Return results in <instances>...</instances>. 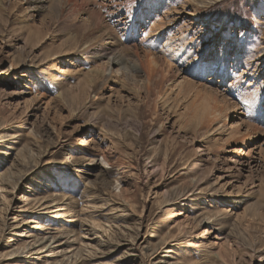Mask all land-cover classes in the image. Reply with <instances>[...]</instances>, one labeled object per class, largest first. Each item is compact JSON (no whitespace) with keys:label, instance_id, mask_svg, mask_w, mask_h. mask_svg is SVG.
Masks as SVG:
<instances>
[{"label":"rangeland","instance_id":"obj_1","mask_svg":"<svg viewBox=\"0 0 264 264\" xmlns=\"http://www.w3.org/2000/svg\"><path fill=\"white\" fill-rule=\"evenodd\" d=\"M263 2L0 0V264H264Z\"/></svg>","mask_w":264,"mask_h":264},{"label":"bare ground","instance_id":"obj_2","mask_svg":"<svg viewBox=\"0 0 264 264\" xmlns=\"http://www.w3.org/2000/svg\"><path fill=\"white\" fill-rule=\"evenodd\" d=\"M40 1H43V0H34V3H38V2H40ZM155 4H156V1L153 2V3H150V6H151V7H154ZM36 5H37V4H36ZM36 5H35V6H36ZM33 7H34V6H33ZM36 7H37V6H36ZM33 9H34V8H30V9H28V11H32ZM258 11H259V10H258ZM260 11H262V12L264 13V2H263V3L261 4V6H260ZM95 16H96V15H95ZM157 20H158V19H157ZM98 21H99V20H98ZM100 21H101V20H100ZM155 23H157V22H155ZM162 23H163V21H162ZM263 23H264V20H263ZM119 24H121V19H119ZM101 25H102V24H101ZM165 25H166V24H165ZM165 25H164V27H161L159 30H162L163 28L165 29V28H166ZM167 25H168V24H167ZM104 26H105V25H104ZM158 27H159V26H158ZM158 27H157V28H158ZM96 28H98V25L96 26ZM106 28H107V27H106ZM155 28H156V27H155ZM157 31H158V30H157ZM106 33H107V31H106ZM110 34H111V33H110ZM170 35H171V34H170ZM108 39H109V38H108ZM141 39H142V38H141ZM104 40H105V39H104ZM112 41H113V40H112ZM112 41H110V42H112ZM173 41H174V40H173V38H172L171 36H167V37H166V41L164 42V44H165L166 46H170V47H171ZM115 42H116V41H115ZM112 43H113V42H112ZM104 44H105V43H104ZM133 46H134V45H133ZM116 47H117V46H116ZM122 47H123V46H122ZM122 47H121V48H122ZM125 47H126V46H125ZM125 47H124V48H125ZM170 47H169V48H170ZM102 48H103V47H102ZM124 48H123V49H124ZM134 48H135V47H134ZM167 48H168V47H167ZM209 48H210V46L208 45L207 50H209ZM117 49H118V48H117ZM128 49H129V48H128ZM124 50H125V49H124ZM124 50H123V51H124ZM129 50H131V48H130ZM136 50H137V49H136ZM99 51H100V50H99ZM125 51H126V50H125ZM131 51H132V50H131ZM131 51H130V53H131ZM163 51H164V50H163ZM89 52H90V51H89ZM97 52H98V51H97ZM117 52H118V51H117ZM121 52H122V51H121ZM127 52H128V51H127ZM132 52H134V51H132ZM147 52H148V51H147ZM118 53H119V52H118ZM135 53H136V52H135ZM135 53H134V54H135ZM149 53H150V52H149ZM123 54H125V53H123ZM128 54H129V53H128ZM138 54H139V53H138ZM138 54H136V55H138ZM93 55H94V54H93ZM96 55H97V54H96ZM126 55H127V54H126ZM129 55H130V54H129ZM136 55H135V57H136ZM148 55H149V54H148ZM148 55H147V56H148ZM144 56H146V55H144ZM153 56H154V55H153ZM153 56L150 58V59H152V60H151L152 62H153V60L155 59ZM168 56H169V55H168ZM138 58H139V57H138ZM146 58H147V57H146ZM129 59H132V58H129V57H124V58H122V57L116 55V53H115V54H113L112 56H109V57H108V62H109V64H110L111 62H112V63H115V64H122L121 67H122L123 69H125V70H127L128 67H132V66H135L136 68H138V64H137L138 62H137V63H131ZM146 60H147V59H146ZM155 60H156V59H155ZM217 60H218V59H217ZM133 61H135V60H133ZM138 61H139V60H138ZM141 61H142V60H140V62H139L140 64L143 63V62L141 63ZM135 62H136V61H135ZM149 62H150V61H149ZM144 63H145V61H144ZM147 63H148V62H147ZM165 63H166V62H165ZM105 64H106V63H105ZM153 64H154V62H153ZM155 64H156V63H155ZM157 65H158V61H157ZM140 66H147V67L149 68V66L146 65V64H145V65H140ZM151 67H152V66H151ZM160 67H161V66H160ZM162 67H163V66H162ZM168 67H169V66H168ZM170 67H171V66H170ZM220 67H221L220 69L223 70V69L225 68V63H220ZM101 68H102V67H101ZM142 68L144 69V67H142ZM155 68H156V67H155ZM158 68H159V67H158ZM104 69H105V67H104ZM134 69H135V68H134ZM143 69H142V70H143ZM170 69H171V68H170ZM97 70H98V69H97ZM105 70H106V69H105ZM151 70H152V69H151ZM154 70H155V69H154ZM163 70L165 71V69H163ZM101 71H102V70H101ZM146 71H147V70H146ZM146 71H145V72H146ZM102 72H103V71H102ZM102 72H101V73H102ZM108 72H110V71L108 70ZM122 72H123V71H122ZM125 72H126V71H125ZM135 72H137V71L135 70ZM145 72H144V74H145ZM147 72H148V71H147ZM166 72H167V71H166ZM196 72H197L198 74H200V75L205 74V72H204V70L201 68V66L196 67ZM154 73H155V72H154ZM156 73H157V72H156ZM95 74H96V73H95ZM104 74H105V73H104ZM126 74H127V72H126ZM128 74H129V73H128ZM147 74H148V73H146V75H145L146 77H148ZM152 74H153V73H152ZM159 74H160V72H159ZM159 74H158V76H159ZM166 74H167V73H166ZM192 74H193V73H192ZM162 75H163V74H162ZM150 76H151V74H150ZM158 76H157V77H158ZM164 76H165V75H164ZM154 77H156V76L154 75ZM152 78H153V76H152ZM159 78H160V77H159ZM184 78H185V77H184ZM149 79L151 80V77H150ZM149 79H148V81H150ZM165 79H166V78H165ZM185 79H186V78H185ZM181 80H182V79H181ZM181 80H180V81H181ZM181 82H182V81H181ZM191 82H192V81H191ZM148 83H149V82H148ZM177 83H178V82H177ZM184 83H185V82H184ZM179 84H180V83H179ZM201 84H202V83H201ZM185 85H186V84H185ZM187 85H188V83H187ZM179 86H180V85H179ZM181 86H183V85H181ZM194 86H195V85H194ZM201 87H202V86H201ZM187 88H188V87H187ZM190 88H191V87H190ZM200 89H201V88H200ZM187 90H188V89H187ZM194 93H195V92H194ZM198 93H199V91H198ZM191 94H192V93H191ZM194 95H195V94H194ZM194 95H193V96H194ZM200 97H201V96L199 95V99H198V100H200ZM202 97H203V96H202ZM195 98H196V97H195ZM197 98H198V97H197ZM201 100H202V99H201ZM203 100H204V99H203ZM195 101H196V100H195ZM201 102H202V101H200V102L198 101V103H201ZM205 102H206V101H205ZM211 103H212V102H211ZM201 104H202V103H201ZM209 104H210V102H209ZM203 105H204V104H203ZM207 105H208V104H207ZM211 105H212V104H211ZM211 105H210V106H211ZM214 105H215V103L213 104V106H214ZM199 106H200V105H199ZM213 106H212V107H213ZM205 108H206V107H205ZM214 108H215V107H214ZM211 109H212V108H211ZM220 109H221V108H220ZM200 110H201V108H200ZM205 110H206V109H204V111H205ZM202 111H203V110H202ZM213 111H214V110H213ZM222 111H223V110H222ZM210 112H211V111H210ZM217 112H218V111H217ZM240 112H241V111H240ZM198 113H199V112H198ZM200 113H201V112H200ZM191 114H192V113H191ZM205 114H206V113H205ZM241 114H242V113H241ZM203 115H204V114H203ZM209 115H212V116L214 115V116H215V112L210 113ZM216 115H218V114H216ZM219 117H220V116H219ZM219 117H218V118H219ZM215 118H216V116H215ZM215 118H214V120H215ZM211 119H212V118L210 117V120H211ZM207 120H208V118H207ZM214 120H213V121H214ZM219 120H220V119H218V120L216 119V122H220V121H221V120H220V121H219ZM208 121H209V120H208ZM208 121H206V122H208ZM211 121H212V120H211ZM211 121H209V122H211ZM201 124H203V123H201ZM205 124H206V123H205ZM208 124H209V123H208ZM240 125H241V124H240ZM243 126H245V125H243ZM206 127H208V125H206ZM247 128H248V125H247ZM246 138H248V137L246 136ZM247 158H248V157H247ZM244 159H245V158H244ZM239 162H240V161H239ZM105 163H106V162H105ZM246 164H247V163H246ZM242 165H243V164H242ZM25 196H26V195H25ZM43 203H44V202H43ZM38 241H39V240H38ZM40 251H41V250H40Z\"/></svg>","mask_w":264,"mask_h":264},{"label":"snow or ice","instance_id":"obj_3","mask_svg":"<svg viewBox=\"0 0 264 264\" xmlns=\"http://www.w3.org/2000/svg\"><path fill=\"white\" fill-rule=\"evenodd\" d=\"M247 103V102H246Z\"/></svg>","mask_w":264,"mask_h":264}]
</instances>
